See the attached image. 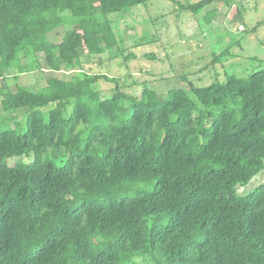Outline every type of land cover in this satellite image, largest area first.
I'll use <instances>...</instances> for the list:
<instances>
[{"label":"trees","instance_id":"1","mask_svg":"<svg viewBox=\"0 0 264 264\" xmlns=\"http://www.w3.org/2000/svg\"><path fill=\"white\" fill-rule=\"evenodd\" d=\"M151 1L0 0V81L64 74L0 89V264H264V184L238 194L264 171V60L207 86L182 73L165 96L129 92L101 70L125 53L109 16ZM18 112L21 134L6 124Z\"/></svg>","mask_w":264,"mask_h":264},{"label":"rangeland","instance_id":"2","mask_svg":"<svg viewBox=\"0 0 264 264\" xmlns=\"http://www.w3.org/2000/svg\"><path fill=\"white\" fill-rule=\"evenodd\" d=\"M187 2L188 0H153L131 8L126 15H110L109 19L114 23L118 39L121 37L123 40L118 47L124 49L125 53L121 55L116 47L111 53L114 56L112 60L109 59L110 54L106 55L103 68L94 64L91 65V70L98 71L101 68L112 76H121L125 85L132 86L136 83L127 90L134 91L137 95L143 91L144 84H148L160 96H165L170 88L180 83L182 73H190L189 77L198 86H207L216 79L214 72L219 80H224L226 68L231 64L233 72H247L255 68L259 60H264V24L259 25L264 21V0L216 1L199 14L180 7ZM213 9L216 12L208 14L212 18L210 26L206 24L204 15ZM238 10L246 26L240 31L236 23ZM124 15L127 17L120 18ZM116 20L118 24L114 22ZM255 27L257 28L253 31ZM64 35L65 28H59L51 34V40L61 42ZM227 48L230 54L223 57V63L213 64L214 54H220ZM152 53L160 58L151 59L148 55ZM130 54L134 58L125 61V57ZM234 55L237 57L234 58ZM26 60L29 61L28 58ZM41 61L46 68L43 57ZM12 73H17V70L14 69ZM53 76L62 78L64 74L44 70L24 74L17 80L8 77L7 80L0 81V89L16 92L18 86H24L32 91H39L46 85V79ZM96 85L105 96L111 93L110 87H114V84L104 81ZM1 99L0 96V115ZM17 117L19 121L12 122L18 123V127L6 124L9 128H17V132L21 134L27 129L23 122L25 117L21 112L17 113ZM262 184L264 171L248 185L238 186V194H248Z\"/></svg>","mask_w":264,"mask_h":264},{"label":"built area","instance_id":"3","mask_svg":"<svg viewBox=\"0 0 264 264\" xmlns=\"http://www.w3.org/2000/svg\"><path fill=\"white\" fill-rule=\"evenodd\" d=\"M196 1H198V0H191V2H196ZM239 29L240 30H244V27L243 26H240Z\"/></svg>","mask_w":264,"mask_h":264},{"label":"crops","instance_id":"4","mask_svg":"<svg viewBox=\"0 0 264 264\" xmlns=\"http://www.w3.org/2000/svg\"><path fill=\"white\" fill-rule=\"evenodd\" d=\"M20 76H23V74H22V75H20Z\"/></svg>","mask_w":264,"mask_h":264}]
</instances>
